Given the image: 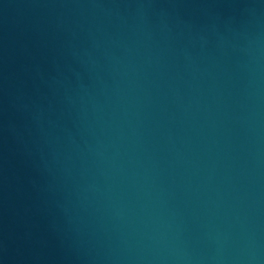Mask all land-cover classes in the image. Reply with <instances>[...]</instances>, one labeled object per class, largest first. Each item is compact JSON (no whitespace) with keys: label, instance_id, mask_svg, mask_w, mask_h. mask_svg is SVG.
<instances>
[{"label":"water","instance_id":"obj_1","mask_svg":"<svg viewBox=\"0 0 264 264\" xmlns=\"http://www.w3.org/2000/svg\"><path fill=\"white\" fill-rule=\"evenodd\" d=\"M0 264H264V0H0Z\"/></svg>","mask_w":264,"mask_h":264}]
</instances>
